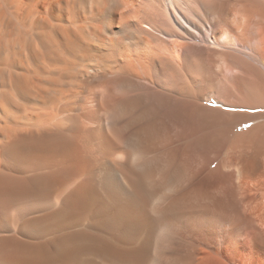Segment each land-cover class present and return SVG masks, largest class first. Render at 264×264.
<instances>
[{
	"label": "bare ground",
	"instance_id": "6f19581e",
	"mask_svg": "<svg viewBox=\"0 0 264 264\" xmlns=\"http://www.w3.org/2000/svg\"><path fill=\"white\" fill-rule=\"evenodd\" d=\"M0 264H264V0H0Z\"/></svg>",
	"mask_w": 264,
	"mask_h": 264
}]
</instances>
